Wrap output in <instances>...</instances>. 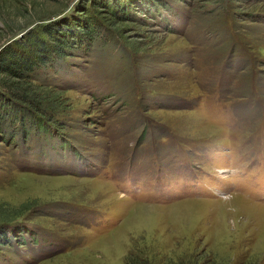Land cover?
I'll use <instances>...</instances> for the list:
<instances>
[{"label":"rangeland","instance_id":"rangeland-1","mask_svg":"<svg viewBox=\"0 0 264 264\" xmlns=\"http://www.w3.org/2000/svg\"><path fill=\"white\" fill-rule=\"evenodd\" d=\"M152 1L0 0V264H264V0Z\"/></svg>","mask_w":264,"mask_h":264},{"label":"trees","instance_id":"trees-1","mask_svg":"<svg viewBox=\"0 0 264 264\" xmlns=\"http://www.w3.org/2000/svg\"><path fill=\"white\" fill-rule=\"evenodd\" d=\"M111 3L114 4L113 1ZM130 4H135L138 6V10H141L144 13L146 11H150L149 6L153 5V1L123 0V4L121 5L123 6ZM115 8L119 9V5L116 4ZM73 24L78 25V27L75 29V32H77L76 37H70L64 33V31H66L68 28L67 26L70 24H62L56 28H46V30L42 33L43 35L38 37L35 36L36 32L34 30L29 29L17 39L8 42L6 48L3 49L0 54V73L12 79V81H7L5 83V88H12L18 82L26 80L29 72L41 68L46 64L52 63L55 56L64 57L67 49H70V47H75V45H72L75 38L78 39L81 37L84 38L85 41H89L91 39L93 32L90 18L74 20ZM76 43L78 46L80 45V42ZM18 87L21 86L18 85ZM16 90H18V88H16ZM17 92L21 94L20 96L22 99L29 100L27 96L29 93L27 90ZM1 100L2 99H0V103ZM36 110H38V108H36L34 111Z\"/></svg>","mask_w":264,"mask_h":264},{"label":"bare ground","instance_id":"bare-ground-1","mask_svg":"<svg viewBox=\"0 0 264 264\" xmlns=\"http://www.w3.org/2000/svg\"><path fill=\"white\" fill-rule=\"evenodd\" d=\"M226 172V171H225ZM233 197H235V196H233Z\"/></svg>","mask_w":264,"mask_h":264}]
</instances>
